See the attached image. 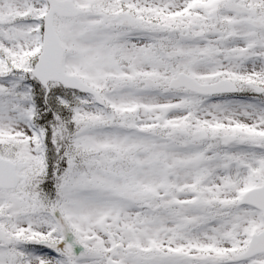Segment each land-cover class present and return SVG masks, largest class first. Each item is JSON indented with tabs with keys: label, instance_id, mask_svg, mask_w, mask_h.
<instances>
[{
	"label": "snow or ice",
	"instance_id": "6c2138e0",
	"mask_svg": "<svg viewBox=\"0 0 264 264\" xmlns=\"http://www.w3.org/2000/svg\"><path fill=\"white\" fill-rule=\"evenodd\" d=\"M0 264H264V0H0Z\"/></svg>",
	"mask_w": 264,
	"mask_h": 264
}]
</instances>
